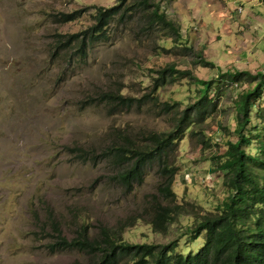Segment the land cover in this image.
Wrapping results in <instances>:
<instances>
[{"label":"rangeland","instance_id":"374dc122","mask_svg":"<svg viewBox=\"0 0 264 264\" xmlns=\"http://www.w3.org/2000/svg\"><path fill=\"white\" fill-rule=\"evenodd\" d=\"M153 1L179 27L181 38L128 18L110 23L104 39L81 56L76 45L55 50V40L86 29L95 22L93 6L109 7L116 0H0V264H92L93 257L81 251L48 247L58 235L51 219L68 239L83 218L96 235L100 226L128 225L157 193L158 157L144 166L143 181L128 190L116 179L117 167L100 154L119 144L114 129L123 127L144 142L148 131H168L172 116L147 106L120 111L106 102V92L139 97L152 89L155 70L168 64L204 80L264 68V49L258 47L264 14L258 21L254 7L264 0ZM83 7L86 12L76 20H56L60 12ZM221 85L216 110L190 128L197 137L187 132L162 156L178 168L172 189L186 213L211 211L226 195L221 173L210 168L225 141L236 138L234 101L248 85ZM156 94L183 109L194 103L196 85L180 79ZM257 105L251 122L258 125ZM200 129L213 138L210 147L198 142ZM257 144L246 150L254 153ZM78 147L90 157L70 153ZM186 223L189 217L181 216L160 234L136 220L122 237L129 243H166Z\"/></svg>","mask_w":264,"mask_h":264},{"label":"trees","instance_id":"16d2710c","mask_svg":"<svg viewBox=\"0 0 264 264\" xmlns=\"http://www.w3.org/2000/svg\"><path fill=\"white\" fill-rule=\"evenodd\" d=\"M93 8L95 22L84 30L66 35L65 39L57 38L55 50L76 45L79 54L84 56L91 43L104 39L110 23H126L128 18L141 19L147 28L158 27L181 38L179 27L153 0H116L112 6ZM85 12L86 7H83L55 16L58 22H69ZM200 62L213 66L203 59ZM155 73L157 76L149 92L137 97L124 95L120 90L108 91L105 100L125 112L133 107L137 110L143 106L150 110L157 107L159 114L161 111L172 116L170 129L148 131L144 135L145 141L138 142L123 127H118L114 131L119 144L100 155L117 167L116 179L128 190L143 181L144 166L158 157L161 181L157 193L151 195L142 214L129 219L128 225L126 222L115 228L100 226L96 235L90 234V225L83 218L76 234L68 239L61 235L57 222L51 219L58 235L48 247L52 251H81L93 257L92 264H264V68L254 74L242 70L226 71L210 80L197 78L190 70L177 69L173 64L157 69ZM180 79L196 85L194 103L183 109L179 107L180 102H162L156 94L159 87ZM228 83H247L248 87L239 91L234 101L233 134L236 138L227 139L224 151L212 158L210 170L221 173L219 177L226 195L211 211L186 213L172 189L178 168L169 163L168 157L162 156H166L187 132L191 137H197V132L190 130L191 126L204 122L216 110L215 96L221 91V84ZM255 103L258 107L254 117L260 121L258 125L251 122ZM199 132L198 142L205 148L210 147L213 138L207 137L201 129ZM253 142L258 144L251 153L246 148ZM70 150L81 160L91 155L81 147ZM181 216H188L191 223L182 225L179 234L166 243H129L122 237L123 230L134 225L136 220H145L154 232L166 234L170 225ZM45 234L48 236L47 232Z\"/></svg>","mask_w":264,"mask_h":264},{"label":"crops","instance_id":"0c3cea01","mask_svg":"<svg viewBox=\"0 0 264 264\" xmlns=\"http://www.w3.org/2000/svg\"><path fill=\"white\" fill-rule=\"evenodd\" d=\"M256 4L257 5H255L254 7H257V11H255V12L259 16V19H257L259 21L261 18L260 16H262L264 14V2H262V3L257 2ZM262 33L263 34H261L260 41H259L260 45H258V47H260L261 49H264V31H262ZM259 42L257 40L255 43L258 44Z\"/></svg>","mask_w":264,"mask_h":264},{"label":"built area","instance_id":"2783aa9c","mask_svg":"<svg viewBox=\"0 0 264 264\" xmlns=\"http://www.w3.org/2000/svg\"><path fill=\"white\" fill-rule=\"evenodd\" d=\"M239 10H240V8H239Z\"/></svg>","mask_w":264,"mask_h":264}]
</instances>
